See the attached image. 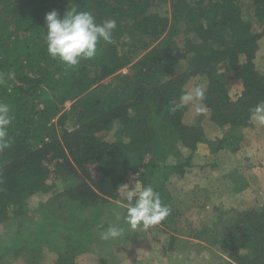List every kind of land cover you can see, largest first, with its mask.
<instances>
[{"label": "trees", "instance_id": "16d2710c", "mask_svg": "<svg viewBox=\"0 0 264 264\" xmlns=\"http://www.w3.org/2000/svg\"><path fill=\"white\" fill-rule=\"evenodd\" d=\"M72 9L93 13L98 22L116 21L114 42L100 41L97 56L76 67L52 59L45 43L46 13L63 17ZM263 35L264 0H0V74H13L0 79V101L13 114L10 147L0 151V224L10 226L0 236V264L12 252L28 264L44 259L38 242L51 204L98 207L123 201L125 189L143 183L154 167L147 149L157 122L173 133L157 151L168 171L165 221L182 232V218L225 185L182 187L192 158L176 160L175 143L191 152L222 129L255 126L250 109L264 101ZM233 80L242 88L234 100ZM197 87L203 100L181 104ZM114 124L111 139L103 140ZM220 142V149L230 145ZM124 156L136 163L117 175L108 161ZM238 182L237 192L249 186L245 176ZM32 196L41 201L35 229L28 228L36 217L27 209ZM235 212L220 240L222 264H264V202L243 198ZM69 237H58L62 246L48 264H76ZM248 243L252 253H241Z\"/></svg>", "mask_w": 264, "mask_h": 264}, {"label": "rangeland", "instance_id": "374dc122", "mask_svg": "<svg viewBox=\"0 0 264 264\" xmlns=\"http://www.w3.org/2000/svg\"><path fill=\"white\" fill-rule=\"evenodd\" d=\"M243 8L248 14L251 13L247 2H244ZM260 41L261 50L258 55L264 67V35ZM117 77L115 75L113 78ZM241 89L239 81H231L229 94L232 100L240 95ZM192 113L194 118L196 112ZM153 126L156 139L148 147L147 154L154 167L143 183L137 181L131 188L151 185L166 204L162 184L168 171L157 151L172 141L173 133L161 122L153 123ZM116 127L117 124H114L101 136L102 139L110 140ZM260 128L255 123L251 128L222 129L210 134L205 142L198 143L191 152L176 141V160L183 161L188 155L192 158V167L186 168L185 176L179 181L182 187L194 184L225 185L219 187L217 195L207 199L203 206L192 208L182 218V232L175 234L171 229L172 224L165 221L166 218L146 231L143 228L132 230L129 225L123 224L125 200L110 201L90 208L67 200L62 202L63 205H50L49 215L52 217L49 218V223L43 225L45 233L38 242L44 259H40L37 264H48L56 257L62 246V240H58V237L65 235L70 236L68 245L74 249L76 264H222L226 256L221 251L220 240L226 225L236 220L237 202L243 198L264 202V133ZM223 138L230 145L220 149L219 143ZM224 146L226 145H222ZM135 163V158L124 156L110 159L107 167L118 175L128 165ZM245 165L253 166L244 171ZM244 176L247 177L249 186L237 192L236 182L242 181ZM128 189L130 188L125 189L123 194ZM40 202L35 196L27 200L29 214L36 216V208ZM34 219V223H30L28 228L35 229L41 221L39 215ZM109 224L122 227L123 235L115 240L102 239L100 233ZM9 227L0 224V236H8ZM187 231L193 233L186 235ZM252 248L251 243H248L240 252L249 255ZM5 260L8 264H28L25 257L15 256L13 252Z\"/></svg>", "mask_w": 264, "mask_h": 264}, {"label": "clouds", "instance_id": "9594fccd", "mask_svg": "<svg viewBox=\"0 0 264 264\" xmlns=\"http://www.w3.org/2000/svg\"><path fill=\"white\" fill-rule=\"evenodd\" d=\"M47 54L68 67H76L81 60H91L98 54L100 41L113 43V31L116 28L114 19H104L98 22L95 15L89 11H66L61 17L57 10H51L45 15ZM12 79L9 72L6 77L0 74V79ZM193 98L203 100L204 90L195 88L192 92L181 97V104ZM176 107L172 108L175 111ZM13 119L10 104L0 101V151L10 147L9 125ZM250 120L264 125V101L250 109ZM126 207L124 222L132 230L143 228L145 231L151 226L162 222L169 214L170 207L164 204L153 186H137L124 193ZM119 218V217H118ZM124 229L116 224H109L100 233L102 239H118Z\"/></svg>", "mask_w": 264, "mask_h": 264}]
</instances>
